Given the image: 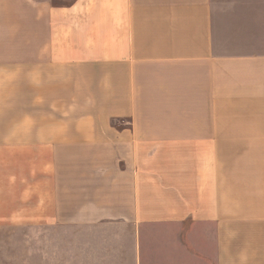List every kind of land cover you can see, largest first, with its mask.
<instances>
[{
	"label": "crops",
	"instance_id": "1",
	"mask_svg": "<svg viewBox=\"0 0 264 264\" xmlns=\"http://www.w3.org/2000/svg\"><path fill=\"white\" fill-rule=\"evenodd\" d=\"M17 66L0 226L41 264H264V0H0Z\"/></svg>",
	"mask_w": 264,
	"mask_h": 264
},
{
	"label": "rangeland",
	"instance_id": "2",
	"mask_svg": "<svg viewBox=\"0 0 264 264\" xmlns=\"http://www.w3.org/2000/svg\"><path fill=\"white\" fill-rule=\"evenodd\" d=\"M49 1L63 4L72 0ZM0 264H41L38 226H0Z\"/></svg>",
	"mask_w": 264,
	"mask_h": 264
},
{
	"label": "clouds",
	"instance_id": "3",
	"mask_svg": "<svg viewBox=\"0 0 264 264\" xmlns=\"http://www.w3.org/2000/svg\"><path fill=\"white\" fill-rule=\"evenodd\" d=\"M21 67L17 66L14 68H0V103L6 105V102L10 97L15 94L16 88L18 86L19 80L21 79ZM30 79H34L32 73H26ZM22 132H27L28 128L23 127ZM63 131L62 128L54 127L50 131V135L55 136L60 134Z\"/></svg>",
	"mask_w": 264,
	"mask_h": 264
}]
</instances>
